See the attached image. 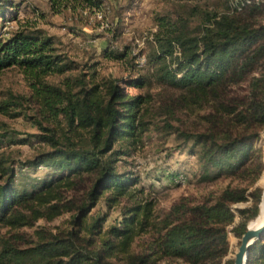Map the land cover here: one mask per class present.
<instances>
[{"label": "trees", "instance_id": "16d2710c", "mask_svg": "<svg viewBox=\"0 0 264 264\" xmlns=\"http://www.w3.org/2000/svg\"><path fill=\"white\" fill-rule=\"evenodd\" d=\"M49 3L55 11L77 5L99 10L102 0ZM15 7L12 0H0L3 23L16 19L11 12ZM192 11L200 15L193 32L182 18L156 17L152 33L155 47L149 55L157 64L156 80L183 91L196 103L209 105L214 112L209 122L214 127L223 122L217 115H229V123L241 127L235 135L230 131L218 133L213 127L182 135L201 146L202 163L216 168L217 175L240 176L254 185L264 172L261 149L253 148L264 129V0H235L232 5L228 1L223 11L199 6ZM125 56L120 52L106 54L111 59ZM11 68L22 72L48 116L57 123L63 121L64 126L57 132L37 122L43 132L35 137L49 148L21 165L45 166L49 172L29 187L17 184L14 164L0 156V225L24 223L22 209L37 211L34 204H48L55 199L57 189L76 188L83 179L91 184L82 200L59 198L39 215L51 219L76 210L71 219L74 229L41 233L36 243L22 250L4 242L0 264H115L110 260L115 253L127 248L149 225L148 204L130 207L101 239L97 236L102 233L105 216L90 222H85V216L100 196L105 194L111 205L135 185L134 178L117 171L116 163L120 148L134 144L145 130L142 106L147 97L129 96L116 80H111L102 94L100 86L86 81L83 75L66 77L62 85L48 83L45 77L64 74L76 66L57 52L53 37L40 29L17 28L5 37L0 33V74ZM146 82L138 77L127 83L141 88ZM241 82H247V92L232 104L227 100L228 87ZM22 99L7 92L0 98V113L11 115L22 105ZM262 191L257 187L251 192L252 202L238 209V221L229 205L246 202V188H226L211 203L174 206L147 250L127 254L123 264H156L158 258L180 259L186 264H223L230 251L226 226L233 224L232 231L241 238L248 222L259 214ZM225 264H233V260ZM247 264H264V233L251 247Z\"/></svg>", "mask_w": 264, "mask_h": 264}, {"label": "rangeland", "instance_id": "374dc122", "mask_svg": "<svg viewBox=\"0 0 264 264\" xmlns=\"http://www.w3.org/2000/svg\"><path fill=\"white\" fill-rule=\"evenodd\" d=\"M12 1L16 7L11 8V12L16 19L5 23L0 19V33L4 37L17 28L40 29L53 37L59 54L75 63V69L61 75H49L45 81L62 85L66 77L83 75L86 81L98 84L104 94L107 84L116 80L129 96L141 95L148 99L142 106L145 130L134 144L127 143L128 147L124 145L120 148L116 163L117 171L134 178L135 185L111 205L106 201L105 194L100 196L85 216V222L96 216H105L102 233L97 236L101 239L106 237L110 226L120 223L130 207L148 204L150 215L146 230L135 235L127 248L116 252L110 259L112 262L123 264L127 254L144 253L174 206L211 203L226 188H246L248 200L229 205L234 220L238 221V209L252 202L251 192L260 187L263 198L264 172L254 185L240 176L217 175L216 168L202 163L201 146L182 135L183 132H198L210 127L218 133L230 131L235 135L241 127L229 123V115H217L223 122L214 127L209 122L214 114L211 107L194 102L181 90L160 85L154 74L157 64L149 57L155 47L152 33L156 30L157 16H168L172 20L182 18L193 32L200 22V15L193 13V8L199 6L200 9L223 11L227 9L228 1L232 5L235 0H102L99 10L77 5L60 11L52 9L49 0ZM109 52L125 53L126 56L111 59L106 57ZM138 77L147 81L143 87L128 85L127 82ZM0 92V98L7 92L24 97L22 105L11 115L0 113V156H6L14 164L17 184L29 187L49 172L45 166L34 168L21 165L49 148L35 137L43 132L37 122L40 120L43 126L57 132L64 122L57 123L48 116L41 100L33 95L27 79L17 68L0 74ZM246 92L247 82L229 85L227 100L234 104ZM114 148L119 147L116 145ZM253 148L261 149L264 164V129L253 143ZM90 184V180L83 179L76 188L57 189L55 199L48 204L62 197L80 201ZM48 204L35 203L37 211L22 209L26 216L22 224L0 225V250L4 242L22 250L36 243L41 233L58 234L75 228L71 219L76 210L64 211L51 219L40 217ZM232 227L233 224H230L225 229L230 251L223 264L233 260L240 241ZM81 234L88 236L86 231ZM156 264L186 263L180 259L158 258Z\"/></svg>", "mask_w": 264, "mask_h": 264}, {"label": "water", "instance_id": "95a60500", "mask_svg": "<svg viewBox=\"0 0 264 264\" xmlns=\"http://www.w3.org/2000/svg\"><path fill=\"white\" fill-rule=\"evenodd\" d=\"M260 213H261V223L259 224V226L257 227H249L248 225L246 226V230L242 234L237 250L234 253L233 264H247V259L251 247L261 238L262 234L264 233V198H263V209Z\"/></svg>", "mask_w": 264, "mask_h": 264}, {"label": "bare ground", "instance_id": "6f19581e", "mask_svg": "<svg viewBox=\"0 0 264 264\" xmlns=\"http://www.w3.org/2000/svg\"><path fill=\"white\" fill-rule=\"evenodd\" d=\"M263 198H264V194H263ZM263 198H262V203H261V209L260 212L263 209ZM261 223V213L259 214V216L257 217V220H254L250 223L249 227H257L259 226V224Z\"/></svg>", "mask_w": 264, "mask_h": 264}, {"label": "built area", "instance_id": "2783aa9c", "mask_svg": "<svg viewBox=\"0 0 264 264\" xmlns=\"http://www.w3.org/2000/svg\"><path fill=\"white\" fill-rule=\"evenodd\" d=\"M100 16V14H98Z\"/></svg>", "mask_w": 264, "mask_h": 264}]
</instances>
